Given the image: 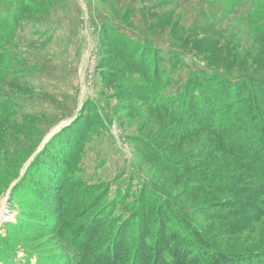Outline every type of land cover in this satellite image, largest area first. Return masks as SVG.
I'll use <instances>...</instances> for the list:
<instances>
[{
	"label": "rangeland",
	"instance_id": "1",
	"mask_svg": "<svg viewBox=\"0 0 264 264\" xmlns=\"http://www.w3.org/2000/svg\"><path fill=\"white\" fill-rule=\"evenodd\" d=\"M46 1L52 6L21 20L0 53V70L12 68V56L34 69L23 83L31 90L2 77L8 76L4 71L0 74V114L8 120H0V240H11L0 241V264H75L62 228L39 230L34 225L45 223L12 190L47 139L79 116L87 100L95 104L105 128L84 145L76 164L54 162L51 171L69 179L64 192L72 196L92 189L101 196L107 191L104 203L119 197L117 192L123 196L131 187L137 193L146 184L192 218L216 251L240 256L264 252V193L256 188L262 185L258 179L264 182V171H259L262 177H251L225 151L206 156L204 148L210 152L207 144L216 142L212 135L192 136L193 125L180 122L175 109L172 115L156 114L145 105L164 81L170 84L162 95L175 101L191 73L236 82L264 79V15L257 13L261 0ZM13 3L0 0V20L9 28L10 15L17 12ZM111 31L158 50L166 60L159 65L161 85L153 88L146 68L141 67L143 73L123 69ZM140 141L156 150L160 165L147 157ZM30 177L36 185L33 194L52 204L54 212V199L63 195L57 177L53 185ZM245 178L254 191L238 186ZM215 183H229L231 189L202 190ZM83 195L78 192L76 200L86 202ZM131 201L119 204L115 215L127 218Z\"/></svg>",
	"mask_w": 264,
	"mask_h": 264
},
{
	"label": "trees",
	"instance_id": "2",
	"mask_svg": "<svg viewBox=\"0 0 264 264\" xmlns=\"http://www.w3.org/2000/svg\"><path fill=\"white\" fill-rule=\"evenodd\" d=\"M260 2L263 6L258 9L257 13L264 15V0ZM48 3L50 2L46 0H14L13 5L17 6V12L11 13L9 18L12 28L0 20V53L14 37L18 23L35 13H44ZM4 4L8 5L7 2ZM50 5L52 6L51 3ZM229 5L231 4L226 6ZM109 36L113 49L122 57V61H125L123 69L128 71L135 69L142 72L141 67L146 68L150 72L146 73L153 88L161 85L158 70L164 58L156 48L145 43L134 42L115 31H111ZM10 61L12 68L7 72L4 68L1 69L8 75L6 77L0 70L2 77L9 78V81L20 88L30 89L29 85L23 83L26 74H31L34 69L28 64L24 66L23 62L18 63L14 56L10 58ZM205 74L191 73L182 93L176 97L175 101H166V96L162 95L170 84L164 81L159 93L154 94V100L145 105L154 110L156 114L168 111L172 115L173 111H178L181 114L180 122H184L186 126L193 125L190 129L192 136L207 133L215 138L216 142L207 144L210 152L204 148L203 153L206 156L211 157L216 153L228 152V156L237 159L241 163L240 168L247 171L251 177L252 175L256 177V174L262 177L259 171H264V79L246 77L236 82ZM155 90L158 91V89ZM149 97L147 96V99ZM156 101L158 105H154ZM171 103L173 107L164 105ZM41 116L43 114H39V117ZM173 116L177 114L174 113ZM0 120L8 122L1 114ZM104 128L95 104L87 100L83 103L79 116L60 131L52 134L41 151L35 155L25 176L12 190V192H17L24 205L35 210L36 216L45 223L46 227L34 225L42 228L39 230L48 231L50 226L62 228L63 240L67 243L69 258L73 263L264 264V252L240 256L216 251L206 241L192 218L184 214L160 190L146 184L141 185L137 193H132L131 187L126 193L125 190L122 191L123 196L117 192L119 197L104 203H102V197L106 196L107 191L101 193L100 196V194L96 195L92 189H81L78 192L84 194L83 197L86 200L84 203L76 200L78 192L75 191L76 193L72 196L64 192L70 188L69 179L65 175L61 176L58 172L51 171L52 167L57 166V163L56 166L53 165L54 162L58 160L64 164L67 162L70 165L76 164L84 145ZM139 145L143 147L148 158L157 162L158 165L161 164L156 150L141 141ZM0 170L2 171L1 165ZM32 175H36L41 181L47 180L50 185H53L54 178L57 177L56 187L63 195L54 199V212L51 210L52 204L47 206L44 198L33 194L32 187L36 185L30 177ZM258 181L262 185L256 188L262 189L264 193L262 178ZM251 185L252 182L248 178L241 179L238 183V186L245 187L249 192L254 191ZM210 189L217 192L230 190L231 186L229 183H215L211 188H202V190ZM255 196L257 195L253 194L251 197ZM130 198L132 201L127 205L129 216L127 218L116 216V207L119 204H125ZM225 208L231 209L233 205ZM226 211H219V213L225 214ZM10 237L15 240L17 236L13 234ZM0 241L6 243L7 240Z\"/></svg>",
	"mask_w": 264,
	"mask_h": 264
},
{
	"label": "water",
	"instance_id": "3",
	"mask_svg": "<svg viewBox=\"0 0 264 264\" xmlns=\"http://www.w3.org/2000/svg\"><path fill=\"white\" fill-rule=\"evenodd\" d=\"M61 128H62V127H61ZM49 139H50V138H49ZM49 139H47V141H48ZM47 141H46V142H47ZM46 142H45V143H46ZM45 143H44V144H45ZM43 146H44V145H43ZM43 146H42V147H43ZM42 147H41V148H42Z\"/></svg>",
	"mask_w": 264,
	"mask_h": 264
}]
</instances>
